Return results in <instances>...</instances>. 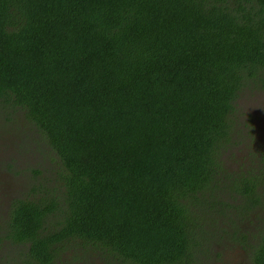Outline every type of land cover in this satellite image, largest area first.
Masks as SVG:
<instances>
[{"label":"trees","instance_id":"16d2710c","mask_svg":"<svg viewBox=\"0 0 264 264\" xmlns=\"http://www.w3.org/2000/svg\"><path fill=\"white\" fill-rule=\"evenodd\" d=\"M245 84L264 88V0H0V104L58 164L11 199L0 247L14 264H203L245 212L262 232L230 238L264 264V171L215 196Z\"/></svg>","mask_w":264,"mask_h":264},{"label":"rangeland","instance_id":"374dc122","mask_svg":"<svg viewBox=\"0 0 264 264\" xmlns=\"http://www.w3.org/2000/svg\"><path fill=\"white\" fill-rule=\"evenodd\" d=\"M231 118L233 128L230 140L220 152L219 176L227 175V179L219 181L222 184H219L215 196L220 198L228 196L229 192L236 195L232 188L235 183L243 182V177L258 175L264 171V88L245 84L233 101ZM37 169L41 170V176L49 179L58 169V164L36 128L18 112H14L12 107L0 104V222L7 217L11 199L31 194L30 188ZM261 212L264 213V204ZM217 223L221 230L227 233L222 234L220 230L217 236L211 239L220 243L211 249V258L203 257L202 263H246L243 259L246 256L239 250L238 241L232 240L230 233L234 230L239 233H245L247 230L256 232L255 234L262 232L257 219L252 215L233 220L223 217ZM211 240L208 242L213 245ZM4 253L8 254L12 262L1 258ZM69 254L70 252H67L65 256ZM17 256V248L14 246L4 244L0 247L2 264H14L15 258H19ZM84 264L105 263L94 254L88 256Z\"/></svg>","mask_w":264,"mask_h":264},{"label":"flooded vegetation","instance_id":"af4514ba","mask_svg":"<svg viewBox=\"0 0 264 264\" xmlns=\"http://www.w3.org/2000/svg\"><path fill=\"white\" fill-rule=\"evenodd\" d=\"M244 216H245V212H244ZM238 246H239V250H241L243 253V255H245L246 257L245 258H243L245 261H246V263L245 262H242V264H249L250 262H251V259H250V256H249V253L245 250V248H243L242 247V245L241 244H238ZM209 258H211V257H209ZM196 260L197 259H194V261H193V263L192 264H196ZM251 264V263H250Z\"/></svg>","mask_w":264,"mask_h":264}]
</instances>
